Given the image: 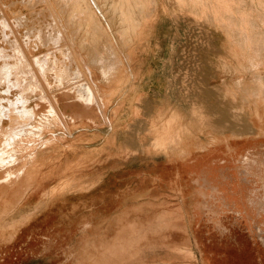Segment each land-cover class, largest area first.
Instances as JSON below:
<instances>
[{
  "label": "rangeland",
  "instance_id": "obj_1",
  "mask_svg": "<svg viewBox=\"0 0 264 264\" xmlns=\"http://www.w3.org/2000/svg\"><path fill=\"white\" fill-rule=\"evenodd\" d=\"M263 38L264 0H0V264H264Z\"/></svg>",
  "mask_w": 264,
  "mask_h": 264
},
{
  "label": "crops",
  "instance_id": "obj_2",
  "mask_svg": "<svg viewBox=\"0 0 264 264\" xmlns=\"http://www.w3.org/2000/svg\"><path fill=\"white\" fill-rule=\"evenodd\" d=\"M186 163L187 162H185V163H183L182 165H186ZM133 170H135V169H133ZM137 171H141V174H138V180H140V177H142L141 179H146V177H150L149 175H146V173L143 171V169H136ZM178 176H179V174H178V172H177V170L176 169H174V171H172L171 172V175H170V177L172 178L173 177V183H176V180H177V178H178ZM126 177H124L123 176V174H121V172H116V173H112L110 176H109V178L107 179V180H105L104 182V184L101 186V188H102V192H106V193H109L110 194V192H111V189H107L106 188V185H107V182L110 180V183L108 184L109 186L110 185H112V183L116 186V185H118V184H121V183H124V181L126 180L125 179ZM158 178L159 177H157V176H154V178H153V183L150 181L149 183H148V187H149V189H150V191H155L156 192V189H155V180H158ZM170 181H172V179H170ZM172 182L170 183V185H172L173 184ZM111 187V186H110ZM116 188V187H115ZM129 187H127V189H128ZM132 188H135V187H132ZM114 194V193H113ZM116 195V198H118L120 195L118 194V193H116L115 194ZM90 203H93V201H90ZM105 205L106 204H103V206L102 207H105ZM95 211V210H94ZM104 212H110V211H107V208H105V210H104ZM107 213H106V215L103 217V215L101 216H99V218H106V217H108L109 215H107ZM112 213H113V211H112ZM109 214V213H108ZM111 214V213H110ZM111 233H113L112 231H109V232H107V234H111Z\"/></svg>",
  "mask_w": 264,
  "mask_h": 264
},
{
  "label": "bare ground",
  "instance_id": "obj_3",
  "mask_svg": "<svg viewBox=\"0 0 264 264\" xmlns=\"http://www.w3.org/2000/svg\"><path fill=\"white\" fill-rule=\"evenodd\" d=\"M239 2H240V1H239ZM249 22H250V21H249ZM252 22H253V21H252ZM252 22H251V23H252ZM204 36H205V35H204ZM263 39H264V38H263ZM106 63H107V62H106ZM12 105H13V104H12ZM10 106H11V105H10ZM256 107H257V106H256ZM9 108H10V107H9ZM6 110H7V109L4 108L3 112H4V111L6 112ZM22 112H23V111H22ZM250 112H251V111H250ZM262 112H264V109H263L262 111H260V110H258V108H256V109L253 110L252 113H250V115H251L252 117H254V118H258V119H259V123H258L259 126H261L262 122L264 121V120H263L264 117H262V115H261ZM19 114H20V113H19ZM23 114H24V113H23ZM25 114H26V113H25ZM25 114H24V115H25ZM248 114H249V112H248ZM2 115H4V114H2ZM20 115H21V114H20ZM20 115H19V116H20ZM250 115H249V116H250ZM7 117H8V116H7ZM20 118H21V117H20ZM251 119H252V118H251ZM258 119H257V120H258ZM255 120H256V119H255ZM8 124H9V123H8ZM5 127H6V126H5ZM252 128H253V127H252ZM156 139H157V138H156ZM194 180H195V179H194ZM196 186H197L199 189H201L200 186H199L198 184H196ZM200 191H201V190H200ZM200 196H203V192H202V191H201Z\"/></svg>",
  "mask_w": 264,
  "mask_h": 264
},
{
  "label": "flooded vegetation",
  "instance_id": "obj_4",
  "mask_svg": "<svg viewBox=\"0 0 264 264\" xmlns=\"http://www.w3.org/2000/svg\"><path fill=\"white\" fill-rule=\"evenodd\" d=\"M207 161H208L207 159L205 160L204 158H199V159H197V165H199V166L208 165Z\"/></svg>",
  "mask_w": 264,
  "mask_h": 264
}]
</instances>
